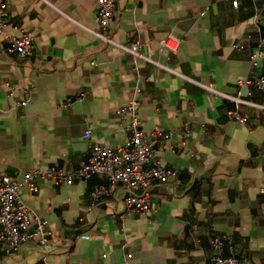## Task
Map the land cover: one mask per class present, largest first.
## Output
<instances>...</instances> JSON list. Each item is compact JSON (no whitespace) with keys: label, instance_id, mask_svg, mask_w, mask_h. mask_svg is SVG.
Here are the masks:
<instances>
[{"label":"crops","instance_id":"0c3cea01","mask_svg":"<svg viewBox=\"0 0 264 264\" xmlns=\"http://www.w3.org/2000/svg\"><path fill=\"white\" fill-rule=\"evenodd\" d=\"M8 12L0 34V176L78 167L89 141L121 146L128 122L116 110L139 86L140 128L174 131L157 156L178 181L154 183L150 211L133 214L120 185L90 201L93 186L107 184L101 176L59 185L38 178L36 191L20 194L47 220L50 242L7 254L0 241V264H208L211 239L221 234L232 237L244 264H264V109L243 104L247 121L239 124L226 113L233 101L206 88L264 104V91L238 83L264 74V57L250 63L264 37V0H117L105 33L118 44L139 41L167 67L139 59L137 71L130 55L94 33L96 0H8ZM21 30L33 35L32 55L8 50L4 35ZM168 35L180 38L175 53L161 46ZM29 86L30 102L16 105Z\"/></svg>","mask_w":264,"mask_h":264},{"label":"built area","instance_id":"2783aa9c","mask_svg":"<svg viewBox=\"0 0 264 264\" xmlns=\"http://www.w3.org/2000/svg\"><path fill=\"white\" fill-rule=\"evenodd\" d=\"M238 0H232L236 6ZM117 0H96V21L99 30L94 33L105 42L116 44L122 52L132 57V68L137 71L139 59L167 68L154 60L150 54L140 51L141 43L134 41L129 44L114 42L105 31L112 24V17ZM9 20L8 0H0V34ZM9 43L8 50L19 56H29L33 53V35L28 30H21L19 35H4ZM162 48L171 53L178 49L180 38L168 35L160 41ZM264 57V37L258 38L257 50L250 55V63L255 65L259 58ZM239 84L253 83L258 89L264 91V74L240 80ZM207 90L215 95L225 96L233 101V107L227 110L229 119L239 124H244L247 117L241 109L243 104L264 109V104L255 103L243 97L240 92L226 94L211 86ZM33 87L24 89L23 97L16 102L18 106L27 105L32 96ZM140 87L136 86L128 103L116 110L117 115L127 120L129 136L127 140L116 148L105 144L88 142V156L80 161L78 167L64 168L49 166L47 168H35L24 172L20 176H0V241L5 244L7 254L18 251L27 243L35 242L41 247H46L52 237V230L47 220L40 218L36 212L23 200L20 190L27 187L32 191L38 189L36 180L46 178L53 183L70 184L74 180H89L93 175L106 179L107 184H95L90 190L89 197L93 203L102 196L111 194L116 186L120 185L124 190V209L126 213H147L151 209V186L156 182L178 181L177 172L161 164L157 156L158 144H169L174 135L173 130L153 129L145 132L140 128V119L137 114L139 104ZM250 92H248V95ZM83 95V94H82ZM71 100L61 102L63 107L70 105ZM185 128L182 137L189 134ZM83 136L89 138L90 130L84 131ZM213 254L208 264H244L242 258L234 252L232 237L228 234L213 236L211 239ZM225 248L228 254H224Z\"/></svg>","mask_w":264,"mask_h":264}]
</instances>
